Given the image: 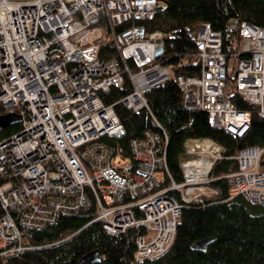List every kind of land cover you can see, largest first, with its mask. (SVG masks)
I'll return each instance as SVG.
<instances>
[{
    "label": "built area",
    "instance_id": "built-area-1",
    "mask_svg": "<svg viewBox=\"0 0 264 264\" xmlns=\"http://www.w3.org/2000/svg\"><path fill=\"white\" fill-rule=\"evenodd\" d=\"M158 3L0 0V110L21 120L12 125H18L16 132L0 139V258L28 249L22 228L42 229L64 213L93 207V221L108 235L133 231V261L143 263L171 248L185 206L216 195L209 183L223 159L220 146L207 138L186 139L179 164L183 181L176 183L160 124L131 140L126 153L120 144L124 126L114 105L101 99L127 78L131 89L119 102L136 114L148 109L150 90L174 77L157 62L165 49L162 33L134 23L153 20ZM228 23L223 31L200 24L194 41L199 74L176 80L186 110L203 111L211 128L242 137L249 113L226 98V82L234 77L238 94L264 120V28ZM108 33L120 60L99 57L100 39ZM224 37L230 39L229 56ZM261 155L251 147L236 156V171L224 177L230 197L264 206Z\"/></svg>",
    "mask_w": 264,
    "mask_h": 264
},
{
    "label": "trees",
    "instance_id": "trees-1",
    "mask_svg": "<svg viewBox=\"0 0 264 264\" xmlns=\"http://www.w3.org/2000/svg\"><path fill=\"white\" fill-rule=\"evenodd\" d=\"M231 19L264 28V0H159L153 20L134 23L146 27L147 32L162 33L165 49L157 62L171 68L174 77L150 90L146 94L148 109L136 114L119 102L131 89L127 78L122 88L101 94L106 105H114V112L124 126L120 144L126 153L131 140L141 137L147 129L158 130L160 124L168 136L166 162L176 183L183 181L179 164L184 158L186 139L207 138L222 149L223 159L210 174L209 186L216 195L202 197L181 210L171 248L159 258L135 263L133 231L108 235L99 222L93 221L91 207L75 214L64 213L54 224L42 229L22 228L23 245L28 249L17 256L1 257L0 264H76L89 252H97L104 264H264V206L248 202L242 195L230 197L224 179L236 171L235 158L239 152L251 147L262 152L259 169L264 171V120L259 117V109L238 94L234 77H228L226 98L236 109L248 112L250 120L242 137L233 136L211 128L205 112L186 110L176 80L178 76L189 78L199 74L200 57L194 41L200 24L209 23L213 30L223 31ZM100 40L99 57L120 60L111 35L108 33ZM229 44L230 39L224 37L227 56ZM127 64L133 68L131 62ZM17 129L18 125L1 130L0 139ZM4 182L5 179H0V184ZM207 238L213 241L204 252L191 250L196 241Z\"/></svg>",
    "mask_w": 264,
    "mask_h": 264
},
{
    "label": "water",
    "instance_id": "water-1",
    "mask_svg": "<svg viewBox=\"0 0 264 264\" xmlns=\"http://www.w3.org/2000/svg\"><path fill=\"white\" fill-rule=\"evenodd\" d=\"M162 54V48L157 49V56ZM21 120L19 116L13 114H5L0 116V130L5 129L8 126L16 125ZM213 239L207 238L206 240L196 241L192 246L193 252H204L207 245L212 243ZM76 264H104L97 252H89L87 255L80 258Z\"/></svg>",
    "mask_w": 264,
    "mask_h": 264
},
{
    "label": "bare ground",
    "instance_id": "bare-ground-1",
    "mask_svg": "<svg viewBox=\"0 0 264 264\" xmlns=\"http://www.w3.org/2000/svg\"><path fill=\"white\" fill-rule=\"evenodd\" d=\"M130 26V25H129ZM161 33V32H160Z\"/></svg>",
    "mask_w": 264,
    "mask_h": 264
}]
</instances>
